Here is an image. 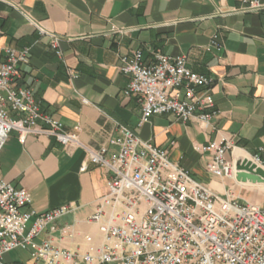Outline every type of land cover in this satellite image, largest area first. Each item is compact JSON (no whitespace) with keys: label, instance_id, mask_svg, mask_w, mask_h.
Here are the masks:
<instances>
[{"label":"crops","instance_id":"obj_1","mask_svg":"<svg viewBox=\"0 0 264 264\" xmlns=\"http://www.w3.org/2000/svg\"><path fill=\"white\" fill-rule=\"evenodd\" d=\"M245 6L244 0H0V53L10 46L31 48L29 61L20 66V83L32 87L41 109L61 120L64 130L77 131L83 145L117 152L111 138L119 124L126 125L143 139L169 148L173 161L224 194L231 182L207 171L211 153L195 145L233 139L264 162V9L248 11ZM30 19L61 37V57ZM113 26L126 33H110ZM216 33L222 49L212 44ZM136 50L146 63L155 52L185 54L190 68L213 78L209 92L216 113L209 125L169 114L139 125L141 103L124 93L130 78L118 67L122 55L132 59ZM110 176L89 161L83 146L65 147L54 136L29 135L22 141L12 131L0 151V181L27 189L33 198L29 208L45 212L66 204L75 207L60 221L75 229L74 238L62 241L72 248L84 245L85 234L98 235L87 219ZM244 186L257 190L259 185ZM249 201L264 204L263 198ZM47 237L59 240L57 234H43L39 240ZM3 259L7 264H36L22 249Z\"/></svg>","mask_w":264,"mask_h":264},{"label":"built area","instance_id":"obj_2","mask_svg":"<svg viewBox=\"0 0 264 264\" xmlns=\"http://www.w3.org/2000/svg\"><path fill=\"white\" fill-rule=\"evenodd\" d=\"M244 2L248 11L264 9L259 0ZM30 22L61 57V37L38 21ZM109 32L125 34L126 29L113 26ZM212 44L222 49L219 34L213 35ZM30 56L29 47L10 46L0 53V151L12 131L22 141L29 135L54 136L65 147L83 146L89 161L111 176L87 219L98 235L85 234L84 245L74 248L62 244L74 238V227L60 222L73 205L38 212L29 208L33 198L27 189L0 181V264H7L5 254L19 249L29 251L36 264H264V205L239 201L236 189L244 183L237 180L235 152L241 148L233 139L195 145L211 153L207 171L231 182L224 194L173 161L169 148L143 139L126 125L119 124L111 138L117 152L87 147L77 131L64 130L61 120L41 109L32 87L20 83V66ZM118 67L130 78L124 93L141 103L139 125L164 114L182 122L196 117L209 125L216 113L209 92L213 78L190 68L185 54L155 52L146 63L136 50L132 59L122 55ZM69 73L76 76L73 70ZM250 157L264 169L260 154ZM43 234H57L59 240H39Z\"/></svg>","mask_w":264,"mask_h":264},{"label":"water","instance_id":"obj_3","mask_svg":"<svg viewBox=\"0 0 264 264\" xmlns=\"http://www.w3.org/2000/svg\"><path fill=\"white\" fill-rule=\"evenodd\" d=\"M237 180L252 183H264V169L251 160L237 162Z\"/></svg>","mask_w":264,"mask_h":264},{"label":"rangeland","instance_id":"obj_4","mask_svg":"<svg viewBox=\"0 0 264 264\" xmlns=\"http://www.w3.org/2000/svg\"><path fill=\"white\" fill-rule=\"evenodd\" d=\"M246 152V151H245ZM251 155V154H249ZM241 162L244 161V159H239ZM252 161V160H251ZM242 182V181H241ZM246 182H251V181H246ZM246 182H242V183H246ZM258 185H262V186H258L257 190H252L250 188H246L244 185L242 188H237L236 189V193L240 194L241 199L239 200L241 203H244L243 200H248L249 199H260L263 198L264 199V183H258ZM264 205V204H263Z\"/></svg>","mask_w":264,"mask_h":264},{"label":"bare ground","instance_id":"obj_5","mask_svg":"<svg viewBox=\"0 0 264 264\" xmlns=\"http://www.w3.org/2000/svg\"><path fill=\"white\" fill-rule=\"evenodd\" d=\"M235 155H236L237 157L241 156V157H243V158H245V159H247V160H251V157H250L249 153L245 152V151L242 150V149H237L236 152H235ZM259 186H262V185H259ZM257 187H258V186H257Z\"/></svg>","mask_w":264,"mask_h":264},{"label":"trees","instance_id":"obj_6","mask_svg":"<svg viewBox=\"0 0 264 264\" xmlns=\"http://www.w3.org/2000/svg\"><path fill=\"white\" fill-rule=\"evenodd\" d=\"M239 159H244V160H246L245 158H243V157H241V156H239Z\"/></svg>","mask_w":264,"mask_h":264}]
</instances>
